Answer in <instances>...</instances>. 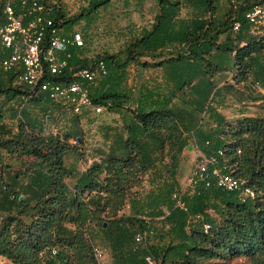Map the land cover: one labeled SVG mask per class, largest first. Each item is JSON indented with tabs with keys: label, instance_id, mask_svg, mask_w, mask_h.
<instances>
[{
	"label": "trees",
	"instance_id": "obj_1",
	"mask_svg": "<svg viewBox=\"0 0 264 264\" xmlns=\"http://www.w3.org/2000/svg\"><path fill=\"white\" fill-rule=\"evenodd\" d=\"M108 1L87 0V12ZM158 1L152 27L143 29L123 50V59L117 53L82 57L83 47H70L72 66L87 65L97 58L106 62L108 73L102 88L90 90L93 101L114 113L123 107L129 111V115H123L125 132H115L107 152L100 153V158L81 172L73 189L65 180L68 170L64 157L70 149L68 136L82 139L76 128L79 116L75 115L70 124L74 128L69 127L65 133L45 130L47 120L54 118L53 112L60 106L46 92L17 83L14 69L0 66V95L7 97L13 108L11 115L17 118L16 130L0 121V255L9 264H99L93 250L92 225L99 226L109 238L112 264H146L147 254L152 255L155 264H207L209 258L230 250L247 254L252 264H264V114L248 123L241 118L230 121L209 104L220 93L214 81L219 70H232L237 80L245 82L253 77L264 86V35L249 33L245 17L257 0H228V9L221 15L211 13L216 9L212 0ZM183 1L205 15L185 21L177 13ZM221 1L224 4L227 0ZM59 10V6L54 8L50 15L70 29L68 21L57 14ZM235 21L240 26L232 34ZM222 33L225 37L217 42L216 37ZM213 39L218 43L216 49ZM175 42L178 44L171 48L177 55L172 53L165 60L155 61L158 54L153 53L151 59L153 65L164 68L165 85L169 81L172 88L163 94L141 84L133 93L132 83L128 84V63L138 62L136 57L147 50L153 52ZM184 49L191 53L187 56ZM188 83L197 97L193 112L172 101L176 90L185 92L183 87ZM42 93L48 101L40 105L44 117L39 121L31 115L28 103L40 104ZM201 108H210L213 126L202 124L201 115L196 113ZM189 139L207 154L222 149L220 158L226 159L233 174L246 179L255 189V196L240 201L236 192L199 184L189 193L184 191L188 211L174 207L171 193L180 186L176 179L179 156ZM2 150L33 154L37 165L30 168L29 174L27 169H10L3 161ZM149 168L153 170L152 179L158 177L161 183L142 202L130 199L131 213L119 214L127 190L139 183L141 174ZM164 207L168 212L161 219L170 223L171 237L161 245H152L151 219L139 214L144 211L158 218L164 214ZM102 210H107L109 216L96 219ZM197 213L209 223L207 232L201 220L189 219ZM146 228L152 232L144 242H137L136 233Z\"/></svg>",
	"mask_w": 264,
	"mask_h": 264
},
{
	"label": "rangeland",
	"instance_id": "obj_2",
	"mask_svg": "<svg viewBox=\"0 0 264 264\" xmlns=\"http://www.w3.org/2000/svg\"><path fill=\"white\" fill-rule=\"evenodd\" d=\"M158 0H109L105 5L99 6L91 12H87V0H59V12L57 14L63 21H68V26L70 29H78L83 33L85 44L83 51L80 52L82 57L95 58L98 55L102 56L104 53H117L122 59L125 54L123 50L134 41V38L138 37L143 29L151 28L154 22L156 13L159 10ZM207 2V0L205 1ZM213 4L216 6L215 12L211 9L212 14L221 15L227 11L228 0L224 4L221 0H212ZM219 6V7H218ZM179 17H182L185 21H190L192 17L198 15H205L200 13V10H196V6L191 5L185 1L180 4ZM207 13V12H206ZM80 15L77 20L73 17ZM180 19V18H176ZM70 20V22H69ZM73 21V22H72ZM232 23V19H229ZM67 24V23H66ZM207 30V25L204 26ZM68 29V30H70ZM202 30V29H201ZM232 34H236L237 31L230 30ZM225 34H219L216 39H213V49H216L217 42L222 41ZM215 40L217 42H215ZM191 40L188 41V44ZM178 43H172V45H166L162 48L150 52L149 50L143 52L142 56L136 57L138 62L132 63L130 61L127 68L128 84L132 83V92L135 93L139 85H145L146 87H151L163 94H167L166 90L172 88V84L168 81V86L165 84L164 68L161 65H153L152 54L157 53L155 61H160L161 59H166L165 57L171 55L172 53L178 54V52L171 47ZM186 45V44H185ZM68 49L71 50L70 47ZM186 50L187 56L191 53L188 49ZM72 51V50H71ZM145 66H142V63ZM150 63V64H148ZM1 71V70H0ZM233 71L215 73L214 81L217 83L223 81L219 85L220 93L215 96L210 104L211 109L223 113L226 118L230 121L235 119H243L247 123L252 122L253 118L260 119L264 114V86L261 82H256V79L251 77L249 81L237 80L233 75ZM231 74L229 79L226 76ZM105 77L98 79V81L91 87V91H96L102 88V83ZM185 92L176 90L174 96L172 97L173 103L183 105L187 111L193 112L195 109V104L197 102V97L190 90V84H186L184 87ZM42 100L40 104L28 103L31 106V115L36 116L37 120H41L44 117L43 107L47 104L48 98L44 93L41 94ZM130 105H135L131 102ZM197 107V106H196ZM12 107L7 102V97L0 95V121H3L6 125L16 130L17 118H13L11 115ZM210 108H205V110L196 111V113L201 115L202 124L207 127L211 124L209 120ZM54 113V112H53ZM123 115H129V111L122 108L121 112L113 113L107 109H102L99 112H89L81 117H79L77 129H80L82 133V139L75 142L72 141L73 136H68V142L70 149L66 152L64 161L66 169L68 170L65 180L73 189L75 182L82 171L87 169L91 163L98 160L100 153L107 152L109 145L115 135V132L124 130L123 125ZM76 116L70 112H64L61 116L53 119L47 120L44 125L45 130L52 131V127L56 128L60 133H65L66 130L74 125H70L72 120ZM258 125V123H257ZM79 127V128H78ZM3 161L6 165L10 166V169H27V173L31 167L37 165V158L33 154H27L25 152L19 151L14 154H8L6 151L2 150ZM187 164L182 162V165ZM187 169L186 166L180 169V176L184 175V171ZM153 170L151 168L147 169L141 174V180L136 185H133L127 190L126 202L119 212L123 216L131 213L129 200L135 199L136 201L142 202L147 193L157 189V185L161 183L158 177L152 179ZM27 179L25 175L24 180ZM182 186L189 193L190 188L188 187L186 179L182 181ZM209 208V206H207ZM143 210V209H142ZM212 212V211H211ZM213 213V212H212ZM140 215L148 217L151 219V224L153 226V233L150 235V243L152 245L167 242L171 237L170 223L166 222L161 218H156V215L147 212H140ZM216 219L219 216L213 213ZM109 212L107 210H102L98 213L96 219L104 218L107 219ZM144 216V217H145ZM90 233L94 240V243L99 245L105 252L104 258L101 264L108 262L113 263L112 250L109 243V238L102 231L99 226H91ZM0 264H3L0 261ZM207 264H252L249 256L238 250H230L226 253L217 254L207 260Z\"/></svg>",
	"mask_w": 264,
	"mask_h": 264
},
{
	"label": "built area",
	"instance_id": "obj_3",
	"mask_svg": "<svg viewBox=\"0 0 264 264\" xmlns=\"http://www.w3.org/2000/svg\"><path fill=\"white\" fill-rule=\"evenodd\" d=\"M59 6V0H0V66L5 70L14 69L15 81L26 84L34 91H44L53 103L60 106L54 112L56 118L64 112L79 117L89 112H99L103 106L93 101L91 87L108 73L106 62L97 58L87 65L70 64L72 51L68 47L81 49L85 40L78 29H65L50 12ZM248 31L257 37L264 35V0L255 1L245 12ZM239 21L233 22L232 29L238 30ZM53 131L57 129L52 127ZM76 141L75 138L72 139ZM196 159L186 179L193 189L202 184L215 185L221 189L236 192L240 201H247L255 196V189L246 179L232 173L223 157L222 149L209 154L204 153L196 142ZM184 187L171 193L174 207L188 211L184 198ZM164 214L167 212L164 207ZM190 220H201L202 229L207 232L210 225L199 213L189 216ZM152 232L146 228L135 235L137 242H144ZM94 253L101 264L104 250L93 244ZM146 264H155L152 255L145 256Z\"/></svg>",
	"mask_w": 264,
	"mask_h": 264
},
{
	"label": "crops",
	"instance_id": "obj_4",
	"mask_svg": "<svg viewBox=\"0 0 264 264\" xmlns=\"http://www.w3.org/2000/svg\"><path fill=\"white\" fill-rule=\"evenodd\" d=\"M221 5H222V3H221ZM229 71H232V70H219L217 73L229 72ZM230 76H231V74H228V75L226 76L225 80H226V79H229ZM222 82H224V80L218 82V86H219L220 84H222ZM256 82H259V81L256 80ZM113 113H114V112H113ZM209 120L211 121V124H210V125L213 126V125L215 124L214 120L211 119V118H209ZM210 125H209V126H210ZM185 134H186V135H189L190 132H185ZM192 144H193V140H190V139H189L188 144L185 146V148L182 150V152H181V154H180V156H179L178 170H177V174H176V179H177V182H178L179 184H182V181H183L184 179H187L188 174H189L190 169H191V166L193 165V162H194V160L196 159V156H197V150H196V148H195ZM183 161L186 162L187 164L182 165V162H183ZM0 166H2L1 163H0ZM184 166H186L187 169H185V171H184V175H181V176H180V169H181L182 167H184ZM1 219H2V216H0V221H1ZM0 261H1L3 264H9V263H10V261H9L6 257H4V256H2V255H0ZM104 264H109V263L106 262V263H104Z\"/></svg>",
	"mask_w": 264,
	"mask_h": 264
},
{
	"label": "water",
	"instance_id": "obj_5",
	"mask_svg": "<svg viewBox=\"0 0 264 264\" xmlns=\"http://www.w3.org/2000/svg\"><path fill=\"white\" fill-rule=\"evenodd\" d=\"M1 119V118H0ZM21 197V196H20ZM103 225L105 226L106 225V222L103 223Z\"/></svg>",
	"mask_w": 264,
	"mask_h": 264
}]
</instances>
